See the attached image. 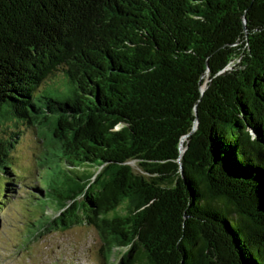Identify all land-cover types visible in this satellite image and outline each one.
<instances>
[{"label": "trees", "instance_id": "trees-1", "mask_svg": "<svg viewBox=\"0 0 264 264\" xmlns=\"http://www.w3.org/2000/svg\"><path fill=\"white\" fill-rule=\"evenodd\" d=\"M24 128L26 242L88 226L103 264H264V0H0V209Z\"/></svg>", "mask_w": 264, "mask_h": 264}, {"label": "rangeland", "instance_id": "rangeland-1", "mask_svg": "<svg viewBox=\"0 0 264 264\" xmlns=\"http://www.w3.org/2000/svg\"><path fill=\"white\" fill-rule=\"evenodd\" d=\"M41 149L37 131L24 128L20 143L13 151L21 183L10 180L14 184L10 187L12 191L7 192L9 200L0 209V264H103L104 244L92 227L48 232L39 239L25 241L30 222L41 214L32 212L34 204L29 202L33 199L30 193L39 195L35 188H42L38 183L43 171L38 164ZM119 254L115 253L111 264L118 263Z\"/></svg>", "mask_w": 264, "mask_h": 264}, {"label": "bare ground", "instance_id": "bare-ground-1", "mask_svg": "<svg viewBox=\"0 0 264 264\" xmlns=\"http://www.w3.org/2000/svg\"><path fill=\"white\" fill-rule=\"evenodd\" d=\"M182 151H183V153L185 151L184 143L182 144Z\"/></svg>", "mask_w": 264, "mask_h": 264}]
</instances>
